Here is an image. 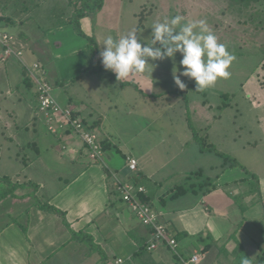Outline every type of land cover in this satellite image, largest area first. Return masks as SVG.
<instances>
[{
  "label": "rangeland",
  "instance_id": "obj_1",
  "mask_svg": "<svg viewBox=\"0 0 264 264\" xmlns=\"http://www.w3.org/2000/svg\"><path fill=\"white\" fill-rule=\"evenodd\" d=\"M262 5L259 6V22H255L247 16L246 11L232 6L230 0H119L115 6L112 0H105L104 7L97 16L84 21L82 26L83 31L96 41V57L103 51L102 44L109 35L118 39L135 31L142 43L149 44L154 23L182 15L186 21L206 20L218 41L224 43L236 59L229 69L230 75L219 78L203 92L195 91V81L183 76L180 79L185 83V89L180 90L175 85L173 69L180 68L182 56L179 53L174 60H149L151 65L146 66L144 73L119 81L111 71H98L96 75L99 79L92 77L85 80L77 89L79 100L72 99L75 97L73 94L72 97L64 98L66 105L75 101L79 104L84 102V107L80 105L79 108H82L81 115L87 123H90L91 110L95 109L102 115L106 119L107 128L112 130L111 133L107 132L110 139L116 140V143L113 142L116 146L107 155H116L122 161L123 154L131 152L140 159L141 165L145 164L147 170L154 174L150 188H155L154 181H157L160 191L166 195L170 192L167 188L172 184L175 183L172 188L184 185L187 176H191L188 179L191 183H197L200 177H196V173L201 172L203 178H212L222 173L224 160L214 153L201 154L199 144L193 139V129L214 143L219 150L235 158L249 173H256V176L264 179V90L260 89L264 88V4ZM17 70L22 72L20 66H17ZM180 71L183 69L180 68ZM32 84L34 85L33 82ZM20 90L30 97L33 118L28 122V129L23 128L17 133L9 131L6 136L0 135V175L12 178L15 183L37 184L36 181L32 182V169L28 168L36 155L35 149L27 145L37 142L36 136L42 125L52 138L50 145L56 152V160H46L47 165L50 162L48 171L57 175V170H60L65 181L72 173L68 170L69 164L75 161L68 151L69 145H63L61 138L58 140L47 131L42 115L36 116L34 87L22 86ZM1 102L6 104L4 99H0ZM59 103L62 104L60 101ZM9 118L1 110L0 127L10 130L14 122ZM94 131L99 135L103 132L98 128H94ZM69 138L77 139L73 135ZM185 142H189V147L181 149ZM76 144L81 147L82 142L77 139ZM19 145L23 149H16ZM64 146L66 149H63ZM83 148L85 155L87 150L84 146ZM87 157L83 156L84 162L88 161ZM203 158L206 159L202 161ZM181 160H189L190 165L187 168L184 164L180 165ZM36 165L38 164L32 167ZM233 169L228 173H232L234 178L247 174L240 168ZM224 179L226 176H221L222 182ZM33 191L32 188H20L17 193L24 198H9L0 203V227L11 218L27 224V219L39 220L43 217L44 224L48 226L54 222L55 237L48 245L50 248H58V253L53 257L52 263L94 264L100 256L94 250V244L70 239L64 234L66 227L63 218L41 210L40 206H50L49 202L42 199L40 188L38 192ZM119 198L126 205L120 195ZM258 200L261 204L257 207L264 213V195L258 193L255 201ZM150 206L154 210L159 208L154 201ZM261 223L264 224L263 221ZM261 251L264 256V245ZM256 264H264V260Z\"/></svg>",
  "mask_w": 264,
  "mask_h": 264
},
{
  "label": "crops",
  "instance_id": "obj_2",
  "mask_svg": "<svg viewBox=\"0 0 264 264\" xmlns=\"http://www.w3.org/2000/svg\"><path fill=\"white\" fill-rule=\"evenodd\" d=\"M118 1L112 0L113 5L115 6ZM6 29L14 33L16 38L14 47L21 50L22 55L20 58L10 56L2 60L3 48L0 46V99H4L7 104L1 102L0 111L4 110L6 115L10 116V121L14 122L10 130L0 127V135L6 136L9 135V131L15 133L21 132L23 128H29L28 122L33 118V107L29 101L30 97L20 90L22 86L34 87V110L36 116L40 114L37 87L34 77L30 74L34 71L36 74L46 76L48 82L53 85L54 96L62 106L72 108L84 120L81 115L82 108H79L80 105L84 107V102L79 104L75 101L66 105L64 98L73 94L75 97L71 96L72 99L79 100L77 92L79 86L92 77L99 79L96 72L83 74L90 64L88 39L79 35L73 25L43 32L34 21H28L20 27ZM36 65L38 68H35ZM17 66L21 67L22 72L17 70ZM24 69L33 81V86L23 82ZM78 75L82 76L75 79ZM72 79L75 80L71 82ZM260 89L264 90L263 87ZM89 115L90 123L86 122L88 127L99 123L95 128L103 131L100 137L109 140L111 148L115 147L116 140L112 141L107 133H111L112 130L107 128L106 119L95 109L91 110ZM91 130L94 131V128ZM70 135L72 134L61 138L63 145H69L68 151L75 159L74 163L69 164L68 170L72 173L65 181L60 175V170H57V175L48 171L47 166L50 162L47 165L46 160H56V152L50 145L53 142L52 138L47 135L42 125L36 136L37 142L27 145L34 148L36 153L28 168L32 169L30 176L32 182L36 181L40 185L42 199L64 213L63 223L66 227L64 234L70 239L73 237L72 232L93 238L100 249L98 251L100 256L94 264H102V258L106 259L107 264H114L119 258L127 260L126 264H177L174 255L165 245L155 251L148 249L151 231L141 225L133 212L120 201L114 187L113 172L133 181L136 175L144 177L146 183L141 185L147 190L146 197L149 199L147 204L150 205L153 201L158 203L159 208L155 211L162 213L163 222L168 226L184 254L188 255L190 252H199L203 249V264H235L234 251L237 245L230 240L232 234H235L247 256L256 263L260 260L261 248L264 245V224L261 223L264 222V213L257 207L261 201L257 202L255 199L258 193L264 195V181H261L264 179L261 176H256L258 185L253 193L250 191L248 196L243 195L248 190L246 180L250 179V176L245 174L240 178H234L232 173H228L234 169L224 164L221 175L212 177L216 179L202 176L197 183H191L185 177L184 185L172 188L175 183L172 184L167 188L170 192L166 195L160 191L157 181H154L156 189L150 188L154 174L147 170L145 164L141 165L140 159L131 152L123 154V160L120 161L116 155H112L113 157L107 155L109 150L111 152L109 149L105 151L104 165L92 163L87 154L84 155L83 144L81 147L76 146L79 145L76 144L78 138H69ZM22 147L19 145L16 149H23ZM65 147L63 149H66ZM187 147L189 142H185L181 149ZM200 152L208 154L201 150ZM83 156H86L88 161L84 162ZM128 158L139 161L137 172L133 173L127 168ZM34 164L38 165L32 167ZM179 164H184L187 168L190 161L181 160ZM221 176H226L223 182ZM205 179H209V182H205ZM192 184L194 187H190ZM180 187L184 188L185 192L175 196ZM44 220L43 217L39 220L30 218L27 219V224L18 220L26 226V232L18 224L11 222L13 218L4 222L0 227V264H61L59 261L52 263L58 248H50L48 245L55 237L54 222L48 226L44 224ZM207 245L210 248L207 249Z\"/></svg>",
  "mask_w": 264,
  "mask_h": 264
},
{
  "label": "clouds",
  "instance_id": "obj_3",
  "mask_svg": "<svg viewBox=\"0 0 264 264\" xmlns=\"http://www.w3.org/2000/svg\"><path fill=\"white\" fill-rule=\"evenodd\" d=\"M150 38V43L144 44L135 31L118 39L109 35L99 54L103 67L113 72L119 81L144 73L146 66L151 65L149 60H174L179 53L183 71L174 67L175 85L180 90L185 89L186 85L180 79L183 76L195 81V91L203 92L219 78H227L236 59L227 46L218 41L204 19L186 21L182 15L170 20L165 18L152 25ZM242 264H248V259L245 258Z\"/></svg>",
  "mask_w": 264,
  "mask_h": 264
},
{
  "label": "trees",
  "instance_id": "obj_4",
  "mask_svg": "<svg viewBox=\"0 0 264 264\" xmlns=\"http://www.w3.org/2000/svg\"><path fill=\"white\" fill-rule=\"evenodd\" d=\"M230 2L232 3V6L238 8L239 10L246 11L248 13L247 16L250 19L255 22H259V20H257L258 18H260L259 6H263L262 4H264V0H230ZM104 4L105 0H0V26L3 28L20 27L28 21H34L40 30H42L43 32H49L56 28L73 25L75 31L79 35L88 39L90 44V64L85 69L83 74H89L98 71L107 72L108 70H105L102 65L100 55L99 57H97L98 59L96 58L95 39L84 32L82 29L84 21L94 19L97 14L103 9ZM24 74L25 78L23 82L32 85L33 81L27 75L25 69ZM82 75H78L75 79H79ZM75 79H72L71 82H73ZM228 97L230 96L228 95ZM226 106L227 105H225V107ZM84 122L86 123L85 120ZM98 124L99 123L94 124V126L92 125L89 128H95ZM193 131V139L199 144L200 150L203 153H214L215 155L221 157L224 160V164H228L229 168H240L242 170H245V172L250 176V179L246 180L248 182V184L246 183V188L248 190L243 193V195L247 194L248 196L250 194V191H252L253 193L256 185H258L256 175L249 173V171H247L235 158L219 150L218 147L214 143L209 142L205 138V136H200L197 130L193 129ZM101 145L104 151L111 149V144L107 139L103 140ZM195 176L201 178L202 173H196ZM187 178L191 179V176H187ZM134 180V183H136L137 185L146 183L144 177L142 176L136 175L134 177ZM204 181L209 182V179H205ZM190 187H194V185L192 184V186ZM20 188L23 190L24 188H32L34 189L33 192H38L40 187L37 184L29 182L26 184L15 183L12 178L0 175V203L9 198H22L23 196L17 193L18 189ZM184 192L185 189L180 187L175 196ZM141 199L144 203L149 202V199L146 197V195H142ZM259 201L260 200H258L257 202ZM239 205L243 209L242 204L240 203ZM40 209L50 214L61 215L63 219L65 218L64 213L51 205H42L40 206ZM11 222L18 224L23 229V231L26 232V226L18 222V220L13 218V221ZM72 236V239H79L80 241H86L87 238L90 244H94V250H100L99 247L95 244L92 237L75 232H72ZM230 240L234 241V243L237 245V249L236 251H234L236 252L235 264H242V261L245 258L248 259V264H256V261H252L247 256L245 250L238 243L235 234H232ZM208 248H210L209 245H207V249ZM173 257L175 258L177 264H181L180 260L176 256ZM261 259H264L263 255L261 256L260 260ZM102 264H107L105 258H102Z\"/></svg>",
  "mask_w": 264,
  "mask_h": 264
},
{
  "label": "built area",
  "instance_id": "obj_5",
  "mask_svg": "<svg viewBox=\"0 0 264 264\" xmlns=\"http://www.w3.org/2000/svg\"><path fill=\"white\" fill-rule=\"evenodd\" d=\"M15 40L14 35L0 26L2 60L8 59L10 56L21 57V50L14 47ZM35 68L38 66L36 65ZM30 74L36 83L39 113L44 117L47 131L59 139L68 134L76 136L86 148L87 156L91 162L104 165V150L101 145L103 139L100 135L92 131L72 108L62 106L57 101L53 94L54 88L45 75L36 74V71L30 72ZM126 166L133 173L138 171V161L134 158H129ZM112 176L116 192L126 203V206L133 212L141 225L150 229L151 238L148 246L150 251H155L159 246L165 245L180 260L181 264H203V249L190 255L184 254L168 226L163 222L162 213L155 211L142 201L141 196L147 194L144 186L137 185L131 178H120L116 173H112ZM126 262L125 259L116 260V264H126Z\"/></svg>",
  "mask_w": 264,
  "mask_h": 264
},
{
  "label": "bare ground",
  "instance_id": "obj_6",
  "mask_svg": "<svg viewBox=\"0 0 264 264\" xmlns=\"http://www.w3.org/2000/svg\"><path fill=\"white\" fill-rule=\"evenodd\" d=\"M10 33H11V32H10ZM11 34H12V33H11ZM12 35H13V34H12ZM128 159H129V158H128ZM128 159H127V160H128Z\"/></svg>",
  "mask_w": 264,
  "mask_h": 264
}]
</instances>
